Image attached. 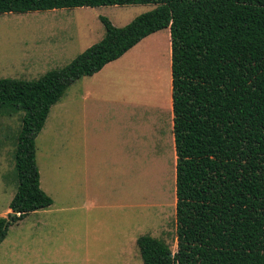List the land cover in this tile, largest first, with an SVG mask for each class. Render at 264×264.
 Here are the masks:
<instances>
[{"label": "trees", "instance_id": "trees-1", "mask_svg": "<svg viewBox=\"0 0 264 264\" xmlns=\"http://www.w3.org/2000/svg\"><path fill=\"white\" fill-rule=\"evenodd\" d=\"M152 5L34 81L0 79V115L22 113L8 229L53 201L40 188L35 140L53 105L143 39L168 30L176 155V252L139 237L143 264H264V0H0V14Z\"/></svg>", "mask_w": 264, "mask_h": 264}, {"label": "rangeland", "instance_id": "rangeland-1", "mask_svg": "<svg viewBox=\"0 0 264 264\" xmlns=\"http://www.w3.org/2000/svg\"><path fill=\"white\" fill-rule=\"evenodd\" d=\"M153 8L0 14V79L37 80L103 38L100 16L121 28ZM167 36L163 30L143 39L109 65L106 83L103 76L77 80L51 107L49 127L35 140V159L40 188L53 203L8 229L0 264H143L136 240L144 235L176 252V155L171 133L162 141L171 117ZM100 95L111 108L127 110L124 118L132 127H125L124 135L134 133L137 123L138 142L130 137V160L120 164L123 175L108 164L84 168L81 146L75 154L74 108L101 105L95 98ZM22 116L0 115V217L10 212L16 191L13 152Z\"/></svg>", "mask_w": 264, "mask_h": 264}, {"label": "crops", "instance_id": "crops-1", "mask_svg": "<svg viewBox=\"0 0 264 264\" xmlns=\"http://www.w3.org/2000/svg\"><path fill=\"white\" fill-rule=\"evenodd\" d=\"M167 40L168 45L170 46L169 31ZM110 64L111 63L105 65L99 72H97L93 76L84 78L89 79L87 81H90V79H94L93 77L101 78L103 76L102 83H106V77L104 75H106L107 68ZM95 98L101 101V105L95 103L89 107L84 106L74 108L73 119L74 146L76 147L75 154H78L79 148L81 146L83 149L82 153L84 168H94L97 166V164H108L110 168L116 169L118 173H121L123 175L124 169L123 166H120V164H124V162L128 163L130 160V137L133 135L134 141L138 142L137 123L135 122L133 127L134 133L131 134L130 131H127L126 135H124V128L126 127L127 130H130L132 127L129 119L127 120L124 118L125 115H127V110L125 109V107L121 106L117 109L111 108L107 105L108 101L105 99V97H102V95H100V97L96 96ZM170 104H172L171 99ZM170 113L171 117L168 122L169 126H167L166 128V133L162 135L163 142L167 140V137L170 133V136L174 141L173 134L171 132L173 125V115L171 108ZM47 121L48 117L44 123L42 129L43 131H45L47 127H49L47 126ZM77 171L78 169L76 168L74 173L75 183L79 180V174H76ZM84 251H86V248L84 249Z\"/></svg>", "mask_w": 264, "mask_h": 264}]
</instances>
